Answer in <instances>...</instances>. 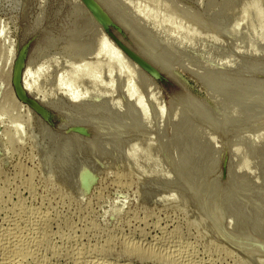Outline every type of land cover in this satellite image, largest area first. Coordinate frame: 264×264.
Returning <instances> with one entry per match:
<instances>
[{"label": "rangeland", "instance_id": "rangeland-1", "mask_svg": "<svg viewBox=\"0 0 264 264\" xmlns=\"http://www.w3.org/2000/svg\"><path fill=\"white\" fill-rule=\"evenodd\" d=\"M263 29L264 0H0V264H264L222 232L264 245Z\"/></svg>", "mask_w": 264, "mask_h": 264}, {"label": "bare ground", "instance_id": "bare-ground-1", "mask_svg": "<svg viewBox=\"0 0 264 264\" xmlns=\"http://www.w3.org/2000/svg\"><path fill=\"white\" fill-rule=\"evenodd\" d=\"M225 5H226V3H225ZM227 6V5H226ZM137 12V15H139L142 19H147L148 18V16H147V13H148V11H139V10H136ZM247 15H248V13L246 12V13H244L243 14V19H245L246 17H247ZM136 16V15H135ZM140 18V19H141ZM156 25H158V24H156ZM263 31H264V29H263ZM264 33V32H263ZM262 33V34H263ZM264 35V34H263ZM263 35H262V37H263ZM264 39V38H263ZM103 50V48H101L100 49V51H97V50H94L93 52H92V55L94 56V57H98L99 55H100V53H101V51ZM211 65V66H213V65H215L214 63H212V62H209L208 63V65ZM213 64V65H212ZM209 65V66H210ZM221 66H224V62H222L221 63ZM121 69H123V68H121ZM97 79V78H96ZM98 80V79H97ZM133 74H128V75H126V76H124L123 77V79H122V84H123V87L126 89V92H127V94H128V96L129 97H135V95H134V89H133ZM135 101H136V106H137V108H138V110L141 112V113H145L146 114V107H145V105H144V103H143V101H142V99H140L139 97H135Z\"/></svg>", "mask_w": 264, "mask_h": 264}, {"label": "water", "instance_id": "water-1", "mask_svg": "<svg viewBox=\"0 0 264 264\" xmlns=\"http://www.w3.org/2000/svg\"><path fill=\"white\" fill-rule=\"evenodd\" d=\"M211 220L219 227V225L211 218ZM220 228V227H219ZM221 229V228H220ZM222 230V229H221ZM222 232L224 234H226L227 236H229L230 238L236 240V241H239V242H242V243H245V244H249V245H253V246H257L259 247V249L261 250H264V245H260V244H256V243H253V242H250V241H246V240H243V239H240V238H236V237H233L231 235H228L227 232L225 233L223 230ZM258 249V248H257Z\"/></svg>", "mask_w": 264, "mask_h": 264}]
</instances>
